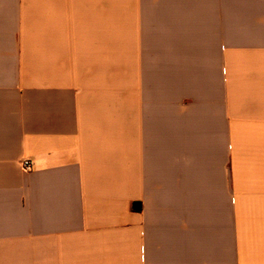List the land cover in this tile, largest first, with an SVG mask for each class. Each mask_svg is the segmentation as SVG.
<instances>
[{
  "label": "crops",
  "instance_id": "obj_1",
  "mask_svg": "<svg viewBox=\"0 0 264 264\" xmlns=\"http://www.w3.org/2000/svg\"><path fill=\"white\" fill-rule=\"evenodd\" d=\"M0 264H264V0H0Z\"/></svg>",
  "mask_w": 264,
  "mask_h": 264
},
{
  "label": "built area",
  "instance_id": "obj_2",
  "mask_svg": "<svg viewBox=\"0 0 264 264\" xmlns=\"http://www.w3.org/2000/svg\"><path fill=\"white\" fill-rule=\"evenodd\" d=\"M22 166L26 169V170H31L33 168V165L30 161L25 160L22 163Z\"/></svg>",
  "mask_w": 264,
  "mask_h": 264
}]
</instances>
